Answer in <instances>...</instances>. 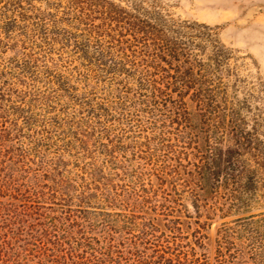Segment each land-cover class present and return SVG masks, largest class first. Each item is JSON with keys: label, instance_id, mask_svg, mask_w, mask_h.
Masks as SVG:
<instances>
[{"label": "trees", "instance_id": "obj_1", "mask_svg": "<svg viewBox=\"0 0 264 264\" xmlns=\"http://www.w3.org/2000/svg\"><path fill=\"white\" fill-rule=\"evenodd\" d=\"M143 3L106 7L112 18H129L132 40L108 36L97 41L101 71L111 80L122 75L120 84L125 85L117 100L99 108L102 114L92 112L87 120L49 113L36 117L27 109L28 99L13 100L11 88L0 86V264H189L178 253L165 257L174 243L156 234L159 219L136 221L150 210L147 195L141 193L142 169L151 170L147 176L153 188L151 176L161 180L164 169L178 173L169 161L189 142L199 157L190 181L195 201L220 188L242 212L259 200L264 142L236 126L239 113L224 72L230 52L207 25L176 22L156 2ZM195 27L201 29L188 32ZM188 94L192 107L185 99ZM115 115L127 125L150 129L151 136L137 142L132 153L144 165L129 170L117 155L123 152L119 140H108L104 121ZM218 118L230 124H220ZM227 131L239 149L222 154L216 134ZM94 150L105 156L100 165ZM115 177L122 183L115 184ZM120 191L128 196L120 199ZM92 200L110 210L92 212ZM118 205L127 212H112ZM236 223V257L248 254L252 262L264 264V211Z\"/></svg>", "mask_w": 264, "mask_h": 264}, {"label": "rangeland", "instance_id": "obj_2", "mask_svg": "<svg viewBox=\"0 0 264 264\" xmlns=\"http://www.w3.org/2000/svg\"><path fill=\"white\" fill-rule=\"evenodd\" d=\"M133 2L135 0H0V86L11 88L13 100L28 99L27 109L36 117L49 113L63 119L82 116L87 120L92 117L88 116L92 112L102 114L99 108L117 100L125 85L120 84L122 75L111 80L110 74L101 71L96 59L97 41L105 42L108 36L123 42L132 40V34L127 30L129 18H112L106 7L128 8ZM143 2L144 6L156 2L163 15L176 22L187 21L212 28L216 39L231 56L224 72L228 73L225 80L229 82L230 94L234 96L239 113L236 126L240 124L244 132L256 133L264 142V0ZM200 29L195 27L188 32ZM171 97L176 98V93H171ZM190 98V94L185 96L192 107ZM144 115L140 113L141 118L146 117ZM218 121L230 124L227 119L218 118ZM104 124L109 130L108 140L114 137L119 140L123 152L117 155L123 165L129 170L139 163L144 165L145 161L132 153L137 142H145L146 136H151L150 129L144 125L140 128L127 125L117 115ZM63 127L68 126L65 123ZM173 127L179 128V125ZM227 133L216 134L221 141L218 146L222 154L239 149ZM105 137L102 141L107 143ZM211 141L214 144L213 137ZM180 149L183 153L169 161L178 173L164 169L161 180L151 176L153 188L148 184L147 176L151 170L142 169L144 181L141 187L145 191L141 193L147 195L150 210L146 218L139 216L137 223L147 221L149 217L159 219L161 227L156 234L160 240L169 238L174 243L165 257H174L178 253L189 264H256L248 254L243 259L236 257V247L240 243L236 239V219L264 211V188L258 189L255 199L259 200L247 212L238 209L236 202L222 188L195 201L194 185L190 181L194 176L193 165L199 163V157L195 156L192 142ZM99 151L94 150L98 165L105 157ZM244 153V158L252 164L249 153ZM65 159H68L67 155ZM225 159H229V155H225ZM114 182L122 183L118 177ZM119 193L122 194L120 199L128 196H123L122 191ZM89 205L92 212L103 211L98 207L110 210L97 200H92ZM111 210L127 212L119 205ZM152 249L146 253L153 255Z\"/></svg>", "mask_w": 264, "mask_h": 264}]
</instances>
